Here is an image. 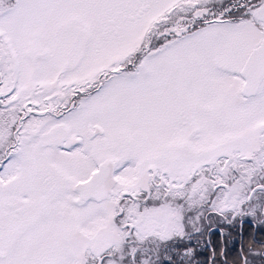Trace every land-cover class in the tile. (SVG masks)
Segmentation results:
<instances>
[{"label": "snow or ice", "instance_id": "obj_1", "mask_svg": "<svg viewBox=\"0 0 264 264\" xmlns=\"http://www.w3.org/2000/svg\"><path fill=\"white\" fill-rule=\"evenodd\" d=\"M246 221L264 0H0V264H198Z\"/></svg>", "mask_w": 264, "mask_h": 264}, {"label": "trees", "instance_id": "obj_2", "mask_svg": "<svg viewBox=\"0 0 264 264\" xmlns=\"http://www.w3.org/2000/svg\"><path fill=\"white\" fill-rule=\"evenodd\" d=\"M212 226H217L219 228L223 227V234L220 229H212L204 237H201L198 242H191L192 246L196 248L197 255L195 256V260L198 264H204L205 261H210L214 249L223 250L225 254L224 256L216 257L217 264H222V261L225 259H227L228 264H240V258L243 255H246L248 259L251 258L254 260V264H264V259L252 254V251H250V249L252 250L253 248L252 244L257 246L264 245V243L254 241V227L252 225L245 224L242 233L240 232V226L238 224L229 226L214 223ZM259 234L260 231H258L257 235L264 237V231H262L260 235ZM241 235L244 238L243 242H241Z\"/></svg>", "mask_w": 264, "mask_h": 264}, {"label": "flooded vegetation", "instance_id": "obj_3", "mask_svg": "<svg viewBox=\"0 0 264 264\" xmlns=\"http://www.w3.org/2000/svg\"><path fill=\"white\" fill-rule=\"evenodd\" d=\"M245 224H249V225H252L253 227H254V232H253V239H254V241H256V242H259V243H264V238H262V237H260V236H258L257 235V233H258V231H260V234H261V229L259 228V226H257V224H255V223H248L247 221L244 223V225ZM244 225H243V229H244ZM243 229L241 228V226H240V232L242 233L243 232ZM259 234V235H260ZM221 238H222V234H221ZM243 240H244V238L242 237V235H241V242H243ZM241 254H242V252H241ZM243 255V254H242ZM244 256V255H243ZM242 256V257H243ZM246 256V255H245Z\"/></svg>", "mask_w": 264, "mask_h": 264}, {"label": "rangeland", "instance_id": "obj_4", "mask_svg": "<svg viewBox=\"0 0 264 264\" xmlns=\"http://www.w3.org/2000/svg\"><path fill=\"white\" fill-rule=\"evenodd\" d=\"M242 229H243V227H241ZM212 229H220L219 227H217V226H212V228H211V230ZM210 230V231H211ZM262 238H264L263 236H261ZM207 239H208V237H207ZM208 241H209V239H208ZM209 243V242H208ZM254 243V242H253ZM253 246V248H252V250H260V248L262 247V246H257V245H254V244H252ZM253 254V253H252ZM212 257H213V254H212V256H211V258H210V260L212 259ZM251 262H252V264H254V260H252L251 258L249 259ZM240 263V262H239Z\"/></svg>", "mask_w": 264, "mask_h": 264}]
</instances>
